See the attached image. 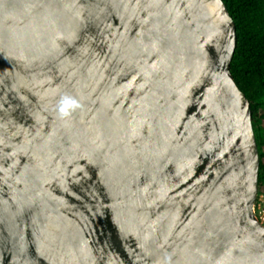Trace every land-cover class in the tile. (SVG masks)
Wrapping results in <instances>:
<instances>
[{
  "label": "water",
  "instance_id": "1",
  "mask_svg": "<svg viewBox=\"0 0 264 264\" xmlns=\"http://www.w3.org/2000/svg\"><path fill=\"white\" fill-rule=\"evenodd\" d=\"M236 40L223 0H0V264H264Z\"/></svg>",
  "mask_w": 264,
  "mask_h": 264
},
{
  "label": "trees",
  "instance_id": "2",
  "mask_svg": "<svg viewBox=\"0 0 264 264\" xmlns=\"http://www.w3.org/2000/svg\"><path fill=\"white\" fill-rule=\"evenodd\" d=\"M235 24L231 75L248 99L259 151L258 192L264 186V0H223Z\"/></svg>",
  "mask_w": 264,
  "mask_h": 264
},
{
  "label": "rangeland",
  "instance_id": "3",
  "mask_svg": "<svg viewBox=\"0 0 264 264\" xmlns=\"http://www.w3.org/2000/svg\"><path fill=\"white\" fill-rule=\"evenodd\" d=\"M257 197V209L259 210L260 214L264 216V186L261 188L260 192H258Z\"/></svg>",
  "mask_w": 264,
  "mask_h": 264
},
{
  "label": "built area",
  "instance_id": "4",
  "mask_svg": "<svg viewBox=\"0 0 264 264\" xmlns=\"http://www.w3.org/2000/svg\"><path fill=\"white\" fill-rule=\"evenodd\" d=\"M257 201H258V197L256 198V201L254 203V214L258 219V221L264 226V216H262V214H260L259 210L257 209V204H258Z\"/></svg>",
  "mask_w": 264,
  "mask_h": 264
},
{
  "label": "clouds",
  "instance_id": "5",
  "mask_svg": "<svg viewBox=\"0 0 264 264\" xmlns=\"http://www.w3.org/2000/svg\"><path fill=\"white\" fill-rule=\"evenodd\" d=\"M67 103V102H66ZM61 111H63V109H61Z\"/></svg>",
  "mask_w": 264,
  "mask_h": 264
}]
</instances>
